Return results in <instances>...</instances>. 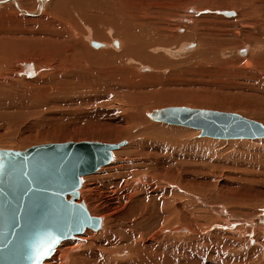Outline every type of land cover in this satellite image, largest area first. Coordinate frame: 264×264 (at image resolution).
Wrapping results in <instances>:
<instances>
[{
	"label": "rangeland",
	"instance_id": "374dc122",
	"mask_svg": "<svg viewBox=\"0 0 264 264\" xmlns=\"http://www.w3.org/2000/svg\"><path fill=\"white\" fill-rule=\"evenodd\" d=\"M94 1L100 3L101 0ZM104 1L102 0L103 3L100 4L104 5L105 8L108 7L107 11L111 8L110 12L112 11L114 16L117 10L116 16L120 20L122 19L123 22H130L128 18H131V16L136 18L135 16H137L139 20L136 19V22L142 23L141 30L143 27L150 25L153 29L154 35L152 33V36L155 41L168 42L167 46L159 43L160 46L158 44L157 47L149 49V53L154 56H151L154 66L148 64L149 70L144 71L141 69L146 64L138 61L143 60V57H145L139 51L138 59L133 56H126L127 51H125V47L121 42L120 35L109 30L110 24L108 23H115L112 21L115 17L111 18L112 13L103 11L102 13L107 14L106 16L95 9L93 11L95 16L92 18L87 17L86 20L83 14L73 12L70 6L71 16L69 17L72 22H68L67 25L63 26V33L57 41L59 46L54 45L51 47V53L48 52L42 56L41 51L43 50L39 48L41 43L47 44L51 40H48L49 36L44 34L42 30L37 31V33L23 35L27 42L33 43L31 45L34 49L27 46L23 51L0 49V149L19 151L43 143L68 141H98L111 144L126 142L125 145H122L123 148L115 150L114 153L123 151L124 153L122 152L120 157L127 160L137 156L144 157L148 161L146 166H149L144 167V169H147L142 170L144 173L148 174L155 168H158L157 172H159L161 168L169 169V167L177 172L180 166L185 171L188 182V192L186 193V200L189 204L188 214L192 217H196L198 214L203 220L199 224V228H201L196 234H193L196 235L195 240L190 241L189 264H230V261L237 259L238 255L240 257L242 252H248L254 247H261L263 238L259 227H257L260 225L257 224L252 228H248L242 222L247 218H257L262 215L264 210V137L256 139H214V137L202 136L200 129L157 122L148 116V112L151 110L184 106L193 109L237 113L264 125V81L255 80V75L249 73L253 71L252 69L236 71L233 65L240 66V64H236L232 60H229L228 63L223 60L222 63L216 64L207 60L205 62L195 60V63L193 61L184 64L183 60H190L193 53L202 51V48L200 46H197V48L196 43H194L195 46L192 49L183 51L181 49V44L187 42V38H183V36L190 33L195 21L199 19V14L202 17L209 13L210 16L206 17V20L203 19L202 29H199L197 34L192 35L194 38L199 33L194 38L196 40L191 39L200 42L199 36L204 37L203 35H205L206 37L203 40L209 37L210 40L204 41L208 43H204L203 51L211 52L212 50L214 53L225 50L227 48L225 45H230V42L234 40L232 47L228 50L230 53L236 54L241 47L248 44L242 42L244 36L238 38L237 35L228 31L233 30L237 25L240 26L237 21V18L240 19V12L248 10L251 11L250 18L255 17L258 10H255L254 6L256 3L259 4V1L211 0L214 6L212 7L210 0H129L126 8H123V5L118 7V1L117 3L114 0L105 1V3H110L112 7L116 8H112L110 4L106 5ZM134 1H136L135 4L131 3ZM52 2L53 0H33V2H27L28 6H26L22 4L21 0H0V13H11L17 9L19 14L25 16L26 19L38 18L42 16L44 11L49 10ZM113 3L115 4L113 5ZM206 3H210V5ZM242 3L243 5H241ZM217 4L219 7H215ZM244 4L247 6H244ZM26 7L29 9L27 10ZM203 7L205 8L203 9ZM226 8H234L238 12L236 19L235 16L229 20L230 25L226 22L228 19L217 18L221 15L220 12L225 11ZM210 11H213V14L216 11L218 13H215L214 17ZM125 14L131 15L125 16ZM9 15L3 17L12 18ZM210 20L212 21L211 24ZM5 27L12 26L7 24ZM1 28L3 26L0 24ZM138 29L139 27H137ZM19 31L20 29L0 32V38L6 39V37L11 36V32ZM211 31L215 34L213 35ZM76 33H79V35ZM209 33L213 37H210ZM89 34H91L93 40L95 35L98 36L96 41L99 42L102 41L99 40L100 38L109 41L116 39L119 41L118 48L114 49L109 45L100 48L94 46L92 48L90 46L91 41L88 39ZM216 37L220 39L222 37L223 40ZM237 39L238 41H235ZM209 41L211 43L222 41L223 43L218 42L219 45H217L215 43L211 44ZM16 42L20 43L19 40H16ZM234 42L238 43L234 44ZM214 45H216V49ZM79 47L83 51L79 50L80 57L76 58L74 49ZM52 48L57 49L56 52ZM37 52L39 53L37 54ZM62 52H65V55ZM236 55L241 59H245V56H240L238 52ZM3 56L6 57L3 58ZM88 56L94 59L90 60L87 58ZM26 57L28 60L35 59L37 62L35 65H38L39 69L36 67L37 73L33 78L35 82L22 75L20 76L22 79L15 76L12 81L7 82L8 84L4 83L3 81H8L4 78L7 74H23L20 61L26 60ZM98 57L101 59L97 60ZM224 57L227 58L226 53ZM19 59L21 60L19 61ZM173 59L183 64L179 63L176 66ZM60 60H62L61 63ZM1 65L7 69L2 68ZM67 136L70 137L64 138ZM134 144L135 146H133ZM167 148H169V151H167ZM160 149L164 151L162 150V152ZM152 151L153 153H151ZM168 152L170 153L168 154ZM158 160H161V163ZM156 162L158 163L156 164ZM172 164H175V167ZM109 165L110 163L106 167ZM136 165L138 163L134 162L133 166ZM153 165L155 168H152ZM150 167L151 169H149ZM99 170L93 174L83 176L81 187L86 177L88 181L96 183L95 187L101 188L100 183L106 179L105 175H109L106 172L110 171H103L99 174L97 173ZM182 176L176 173L173 178L167 180V182L163 181L161 184L162 191L169 192L171 190L170 193H173L172 199L175 197V201L178 196V179ZM101 177L104 179L103 181ZM99 180L100 183H98ZM176 181L177 183H175ZM78 202L86 204L87 200L81 198L80 194ZM195 221L197 222V220ZM229 224L233 225L232 229L228 228ZM93 231L97 232L98 230ZM247 231L251 234L254 232L251 236L254 241L249 246L247 243V246H243L244 239L248 238ZM259 235L261 237L258 240ZM73 239L75 237L65 241ZM151 259L147 257L143 262L150 264L149 260ZM196 261L200 262L197 263Z\"/></svg>",
	"mask_w": 264,
	"mask_h": 264
},
{
	"label": "bare ground",
	"instance_id": "6f19581e",
	"mask_svg": "<svg viewBox=\"0 0 264 264\" xmlns=\"http://www.w3.org/2000/svg\"><path fill=\"white\" fill-rule=\"evenodd\" d=\"M17 1H19V0H17ZM29 1L33 2V0H21L22 4H24L26 6H28L27 2H29ZM49 1H51V0H49ZM105 1H104V3H105ZM109 1H111V0H109ZM114 1L116 3L118 1V3H119L118 7H119V5H123V8H126V6L129 4V0H114ZM258 1H259V4L256 3V5L254 6L255 10L256 9L258 10L257 15L254 14L255 17L252 16V18H250L251 16H249V15L251 14V11L246 10L244 12H240V19H238L237 18L238 17L237 9H234V8H226V10L225 11L223 10V12H220L221 15L218 14L220 16L217 17V18H221V19L223 18L222 20L228 19V21H226V22L230 25L231 22L229 20L233 19L236 16L235 19L237 18V21L240 24V26L236 24L237 26H235L233 28V30L230 29L228 32H230L231 34L237 35L238 38L239 37L242 38L244 36L242 42L247 43L248 45H244L243 47H241L237 51L240 56H243V57L245 56V59L243 58L244 60L239 58L236 55L237 52H236V54L229 52L228 48L232 47V45H233L232 42L234 41V40L232 41V39H231L232 42H230L231 43L230 45H228V44L225 45L227 47L225 50H219V52L217 51L216 53H214V51L212 52V50H211V52L203 51V49H204L203 46H205L204 41L205 40L208 41L209 37H208V39L203 40V38L206 36L203 35L204 37H202V35H201V36H199L200 42L194 41V40H196L194 38L196 36H198L199 33H198V35L194 36V38L192 35L197 34V31L199 29H202V23H204L203 19L210 16L208 13L207 15H204L202 17H200V14H199V19H197L195 21V24L192 26L190 33H186L185 36H183V38H187V42H185L184 44L183 43L181 44L182 45V47H181L182 51L185 49H192L193 46H195V45H196V47L200 46L202 48V51H198L196 53H193L189 50V52L193 53V57L190 60H183V63L187 64V63L193 62V61L195 63V60H202L203 62H205L207 60V61H210L212 63L215 62V64H216V63H222L223 60H225V62H227V63L229 60H232V61H235L236 64H240V66H237V65L234 66L233 65V68L236 71H239L240 69L241 70L242 69H249V70L252 69L253 71H250L249 73H253L255 75L254 79L259 80V81H262V80L264 81V0H258ZM101 2H102V0L100 1V3ZM100 3H98L94 0H53V2L51 3V6L49 7V10L47 9L46 11H44L42 13V16H40L38 18H31V19H26V18H24L25 16L24 17L21 16L17 9H15L16 10L15 12H11V13L1 12L0 13V24H1V26H3V28L0 29V32H3V31L8 32V30L13 31V30H17V29H20V31L19 32H11V36L6 37V39L0 38V49H9V50L15 49V50L23 51L26 46L29 48H33L31 45L33 43L30 44L29 42H27L23 38V35L24 34L28 35V33H30V34L31 33H37V31L42 30V32L44 34L49 36L48 40L51 39V40H49V43H47V44L41 43V45L39 47L43 50L41 52L43 54L42 56H44V54H47L48 52H50L51 47H53L54 45L55 46L58 45L57 41L60 39L59 37L61 36V33H63L62 32V30L64 28L63 26L67 25L68 22H72L70 20V17H69V16H71L70 15L71 10L73 12H78V13L83 14V17H85L87 20L88 19L87 17L92 18L95 16V15H93V11H95V9H97L101 13L103 11H105L107 13L110 12L111 8L108 9L109 11H107L106 9L108 7L105 8L104 5L102 6ZM131 3L135 4L136 1L131 2ZM203 3H201V4H203ZM210 3H211V6L214 7L211 0H210ZM210 3L209 4L206 3V4L210 5ZM215 3H217V2H215ZM105 4L107 5L110 3H105ZM114 4L115 3H113V5ZM201 4H198V5L200 6ZM208 5H206V6H208ZM241 5H243V3ZM70 6L72 8L69 11ZM110 6H111V4H110ZM115 6H117V5H115ZM202 6H204V5H202ZM217 6H218V4L215 7H217ZM244 6H247V5L244 4ZM244 6H243V8H244ZM248 7L250 8V6H248ZM114 8H116V7H114ZM204 8L205 7H203V9ZM26 9L28 10L29 8L26 7ZM245 9H246V7H245ZM116 11H115V16L112 13V11L110 12V13H112L111 18L115 17L114 20H112L115 23H108V24H110L109 30L115 31L116 34L118 33L120 35L121 42L125 47V51H127L126 52L127 57L133 56V57H136V59H138V51L140 54L145 56V57H143V60L140 59L138 61H142L143 64H146L144 67H141V69H143L144 71L149 70V68L147 67L148 64H151L154 66L152 58H151V56H153V55H151L149 53V49L157 47L159 43L167 46L168 42L155 41L153 36H152L153 29L150 27V25L147 27H143L141 30V27H142L141 24L142 23L140 24V23L136 22V19H138L139 17H137L135 15L134 16L136 18H133L132 16H131V18L125 17V18L130 19L129 20L130 22L125 23L122 21V19L120 20L119 18H117ZM207 11H209V10H207ZM210 12L212 13L213 11H210ZM136 13H138V12H136ZM215 13H218V12L216 11ZM215 13L214 14L212 13L214 15V17L216 15ZM8 14H10L12 16V18L3 17V16H8ZM102 14L107 16V14H105V13H102ZM118 14H120V13H118ZM127 14H125V16ZM205 14H206V12H205ZM130 15H127V16H130ZM156 17H158V16H156ZM20 19H22V20H20ZM161 19H163V18H161ZM210 19H212V18L210 17ZM142 22H143V20H142ZM209 22H210V24L212 23L211 20ZM206 23H207V21H206ZM218 23H220V22H218ZM222 23H224V22H222ZM7 24H11L12 27H5ZM153 25H154V22H153ZM208 26H206V27H208ZM225 26H227V25H225ZM137 27H139L138 30H137ZM5 28L8 30H6ZM188 29H189V27H188ZM211 33H213V35L215 34L212 31H211ZM211 33H209V35ZM76 34L79 35V33H76ZM113 34H114V32H113ZM201 34H202V32H201ZM216 34H219V33H216ZM153 35H154V33H153ZM211 35H210V37H213ZM88 37H89L88 39H90L89 41H91L90 46L92 48L94 46L97 48H100V47H103L104 45H106V46L109 45L111 47H114V49H115V48H118V45H119V41H117L116 39H113L110 41L107 39L110 42V44H109L108 41L106 39L103 40V38H100L99 40L107 41V42L104 43L102 41L101 42L96 41V39H98V36H96V35L94 37V40L91 37V34H89ZM229 37H231V36H229ZM162 38H163V36H162ZM191 38H193L194 40ZM216 38H219V37H216ZM226 39H228V38H226ZM16 40H19L20 43H17ZM220 40H223L222 37ZM197 41H198V39H197ZM235 41H238V39ZM31 42H33V41H31ZM209 42L211 43V41H209ZM218 42H216V43L213 42L211 44H214V43L217 44ZM226 42H228V41H226ZM242 42H241V44H242ZM194 43H196V44L194 45ZM206 43H208V42H206ZM219 43H223V42L221 41ZM236 43H238V42H234V44H236ZM160 44H159V46H160ZM217 45H219V44H217ZM214 46L216 49V45H214ZM63 47L65 48V46H63ZM209 47H210V45H209ZM101 49H103V48H101ZM220 49H221V46H220ZM234 49H235V47H234ZM52 50L54 52H56L57 49L52 48ZM79 50L83 51L81 47H79L78 49H76V48L74 49V53H75L76 58L80 57ZM107 50H108V48H107ZM163 50H165V49H163ZM168 50L170 51V49H168ZM178 51H180V50H178ZM11 52H13V51H11ZM38 53L39 52H37V54ZM63 53L65 55V52H62V54ZM81 53H83V52H81ZM191 53H189V54L191 55ZM225 53L227 55V58L224 57ZM152 54H153V51H152ZM210 54H212V55H210ZM7 55H8V53H7ZM26 55H28V54H26ZM58 55H59V53H58ZM14 56H16V55H14ZM19 56H20V54H19ZM31 56H32V54H31ZM33 56H34V54H33ZM233 56H235V57H233ZM0 57H1V55H0ZM4 57H6V56H3V58ZM231 57H233V58H231ZM46 58H49V57H46ZM87 58L90 60L94 59L91 56H88ZM38 59L41 60L40 58H38ZM38 59H37V61H38ZM59 59H60V57H59ZM99 59H101V58L98 57L97 60H99ZM20 60L21 59H19V61ZM46 61H47V59H46ZM61 61L62 60H60V63H61ZM130 62H132V61H130ZM173 62L175 63V64L174 63L173 64L176 66H177V64L182 63L180 61L176 62L175 60ZM197 62H199V61H197ZM20 63H21V67L23 68L22 69L23 74H21V75H20V73L19 74H11V75L7 74V75H5L4 78L8 79V81H3L4 83L5 82L9 83V81H12L15 76L20 77L22 75L27 77L28 80H31V81L33 80L35 73H37L36 69L38 68L37 67L38 65L37 66L35 65L37 63L36 60L35 59H29L28 60L26 57V60H22V61H20ZM169 63H171V62H169ZM173 64H171V65H173ZM10 66H11V64H10ZM1 67L6 68V67H3L2 65H1ZM246 67H248V68H246ZM78 69H79V67H78ZM162 69H160V70H162ZM7 72H8V70H7ZM49 72H50V70H49ZM159 76H160V74H159ZM27 79L25 78V80H27ZM173 108H187V107L172 106V107H166V108H162V109L170 110ZM158 110H160V109H158ZM151 112H152V110L150 112H148V116L153 121L163 122L166 124L168 123L165 121H159V120L154 119L153 117L150 116ZM228 113H230V112H228ZM169 124H172V123H169ZM172 125H174V124H172ZM108 134L110 135V133H108ZM128 135H130V134H128ZM69 137L70 136H67L64 138H69ZM121 139H122V137H121ZM68 142H74V141H68ZM75 142H77V141H75ZM58 143H60V142H58ZM101 143H103V142H101ZM108 144H111V143H108ZM125 144H126V142L120 143V146L118 148L113 149L111 151V157L112 158L107 163V164L110 163V165L108 167H106L107 164H105V165L98 167V169H96L95 171L88 173V174H83L81 176V184H82V177L83 176L93 174L94 172H96L99 169L100 170L97 172L99 174H101V172H103V171L104 172L108 171V170L110 172L112 171L111 173L106 172V173H109V175L108 176L105 175L106 176L105 180L103 179L104 175H103V178L101 177L102 181L104 180L103 182L100 183L101 179L99 178L100 180L98 183L101 184V188L95 187L94 185H96V183H94V182L92 183L91 181H88L86 177H85V180H83L82 187L80 186L81 187V190H80L81 198L83 197V198H86V200H87V203L86 204L84 203V205H85L88 213L91 216H94V217L99 219L98 227L92 228V227L86 226L82 231L74 232L72 234V236L69 237V238L75 237V239L66 242L65 240L69 239L67 237V238L60 240L54 247L51 248V255L45 259H42L39 264H146L143 261L147 257L152 258L151 260H149L150 264H189V251L191 250L190 241L195 240L196 235H193V234H196L198 232V230L201 228V227L199 228V224L202 223L203 220L201 217L198 216V214L196 215V217H194V216L192 217L190 214H188V212H189L188 211V205L189 204L186 200V193L188 192V190H187L188 182H187V177H186L185 171H183L182 166H180L181 169L180 168H178V169L181 171L179 172V170L177 169V172H176L175 169H172L168 165L169 169L161 168L160 169L161 171L157 172L158 168H155L154 165H156L158 162L161 161V160H158V162H156V164H154L153 167L151 166L152 168H155L156 170L153 169V171L151 170V172L148 174L144 173V172H142V170H147V169H144V167L146 166V164L148 162L147 159H144V157L137 156L135 158L134 157L128 158V160H127L124 157H120V156H122L121 153L123 151L121 153L120 152L114 153L115 150L121 148L122 145H125ZM133 146H135V144ZM148 147H149V145H148ZM167 149H168L167 151H169V148H167ZM16 151H18V150H16ZM153 151H155V150H153ZM153 151L151 153H153ZM169 153L170 152H168V154ZM163 154H165V153H163ZM113 155H114V157H113ZM166 156H168V155H166ZM146 157H148V156H146ZM162 158H164V157H162ZM167 159H168V157H167ZM150 160H151V158H150ZM168 160H170V159H168ZM179 161H180V159H179ZM0 162H1V157H0ZM134 162L138 163V165H136L135 167L133 166ZM153 162H154V160H153ZM176 162H177V160H176ZM148 164H150V163H148ZM172 165H174V167H175V164H172ZM146 167H149V166H146ZM151 167L149 169H151ZM176 173H177V175H183V176L178 179V183H177V181L175 182L178 184L177 185L178 196H177V200L175 201L174 200L175 197H174V199H172L173 193H170L171 190L169 192L168 191H162L161 190V184L163 181L167 182V180H170L171 178H173L176 175ZM95 176H97V175H95ZM205 187H206V185H205ZM165 190H167V189H165ZM191 190H193V189H191ZM78 193H79V190H78ZM79 195H78V198H79ZM194 195H197V194H194ZM70 197H71V194H68V198H70ZM78 198L76 199L77 202H78ZM190 204H191V202H190ZM209 216H211V215H209ZM203 217H205V216H203ZM195 220H197V222ZM242 223H243V225H245L248 228L249 227L252 228L253 226H255L257 224L260 225L257 227H259V229L261 231L260 232L261 236L263 238V240L261 241V247H258V248L254 247L253 249L250 248L251 250L248 249L249 250L248 252H242L241 251L242 253L241 252L240 253L242 255L240 257L238 255L237 259L231 260L230 264H264V210H263L262 215L258 216L257 218H247V219L243 220ZM101 227H102V229L100 230ZM228 228L232 229L233 225L229 224ZM91 229L98 230V231L95 232ZM248 232L249 231L246 232L248 238L247 239L245 238L246 240L244 239L245 242H244L243 246L246 245V243L249 246V244L254 241V239L251 237L254 232L252 234H251V232L250 233H248ZM261 236L259 235L258 240L260 239ZM242 237H244V236H242ZM60 243H62V244L59 246ZM54 251H55V253H54ZM196 262L199 263L200 261L199 262L196 261Z\"/></svg>",
	"mask_w": 264,
	"mask_h": 264
},
{
	"label": "water",
	"instance_id": "95a60500",
	"mask_svg": "<svg viewBox=\"0 0 264 264\" xmlns=\"http://www.w3.org/2000/svg\"><path fill=\"white\" fill-rule=\"evenodd\" d=\"M150 116L200 129L202 136L264 137L262 123L232 112L173 108L154 110ZM119 146L74 141L0 149V264H39L60 240L86 226L98 227L99 219L76 201L81 176L107 164Z\"/></svg>",
	"mask_w": 264,
	"mask_h": 264
}]
</instances>
